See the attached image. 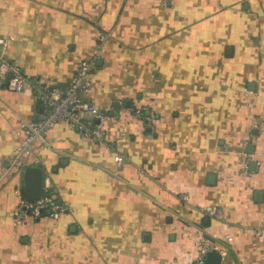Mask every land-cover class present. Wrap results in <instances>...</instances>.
Segmentation results:
<instances>
[{
  "label": "crops",
  "instance_id": "0c3cea01",
  "mask_svg": "<svg viewBox=\"0 0 264 264\" xmlns=\"http://www.w3.org/2000/svg\"><path fill=\"white\" fill-rule=\"evenodd\" d=\"M102 32L106 143L62 122L15 161L44 107L0 77V264H192L203 239L205 264H264V0H0L8 57L53 87ZM28 165L72 212L14 222Z\"/></svg>",
  "mask_w": 264,
  "mask_h": 264
},
{
  "label": "built area",
  "instance_id": "2783aa9c",
  "mask_svg": "<svg viewBox=\"0 0 264 264\" xmlns=\"http://www.w3.org/2000/svg\"><path fill=\"white\" fill-rule=\"evenodd\" d=\"M106 36L104 32L101 33V43L97 44L92 56L79 62L74 76L65 89L50 86L44 80H33L25 69L11 61L7 54L8 39L0 36V77L7 80L8 87L12 90L21 91L26 85L29 86L44 107L36 119L22 121L17 129L16 159L11 158V161L14 159L23 161L24 157L33 156L39 147L47 144L50 133L62 122L70 124L82 137L94 143L108 141V115L104 109L86 97L93 85L92 74L102 50V41ZM134 115L142 117L143 107L136 108ZM114 160L118 167H122L128 157L121 152H116ZM48 209L49 212H47ZM69 212H72V209L68 203L58 201L53 191L46 186L43 195L36 200L23 196L20 198L14 210V222L19 224L30 217L41 216L59 218ZM213 213L222 215V210L219 208ZM258 233L262 232L258 231ZM227 238L232 239L233 236L228 234ZM212 249L207 239L201 240L199 252L192 264H205L206 254Z\"/></svg>",
  "mask_w": 264,
  "mask_h": 264
},
{
  "label": "water",
  "instance_id": "95a60500",
  "mask_svg": "<svg viewBox=\"0 0 264 264\" xmlns=\"http://www.w3.org/2000/svg\"><path fill=\"white\" fill-rule=\"evenodd\" d=\"M24 179L25 194L27 198L30 200H36L40 198L44 192V174L41 167L36 165H28L25 168ZM47 212H49V209ZM212 251L213 250L208 251L206 256Z\"/></svg>",
  "mask_w": 264,
  "mask_h": 264
}]
</instances>
